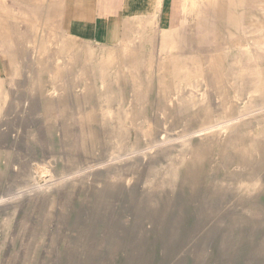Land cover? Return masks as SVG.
Instances as JSON below:
<instances>
[{
  "label": "rangeland",
  "instance_id": "obj_1",
  "mask_svg": "<svg viewBox=\"0 0 264 264\" xmlns=\"http://www.w3.org/2000/svg\"><path fill=\"white\" fill-rule=\"evenodd\" d=\"M255 3L248 12L238 2L246 37L235 38L225 31L237 26L221 31L213 18L194 26L201 7L192 2L174 34L183 58L160 48L161 34L140 56H114L120 40L103 33L94 52L53 42L50 64L12 66L0 111V264H264V103L234 111L239 67L228 53L248 45L240 57L264 66V0ZM124 26L126 40L139 27ZM217 79L226 88L215 95ZM178 93L210 103L166 116ZM213 108L220 116L208 120Z\"/></svg>",
  "mask_w": 264,
  "mask_h": 264
},
{
  "label": "bare ground",
  "instance_id": "obj_2",
  "mask_svg": "<svg viewBox=\"0 0 264 264\" xmlns=\"http://www.w3.org/2000/svg\"><path fill=\"white\" fill-rule=\"evenodd\" d=\"M66 1H68V0H52L51 1L52 10H50L48 13L47 24L52 27L53 40H56V35H57V38L59 39L58 45H61L64 42H68V43L71 42V44L75 45L74 42H76L77 44L81 43L83 45L82 48H86V49L92 48V51L95 50V47L92 45L94 40L88 39V38L87 39L81 38L77 33H72L68 29H66V31L64 32L65 27L62 26V22H63V12H65L64 6L66 4ZM194 1H195V5H196V1H198L199 5L201 7L199 10V13H198L199 16L196 19V21H194L195 22L194 26L203 25V24H205L206 21H211L210 18H213L215 20V22H217V25L219 26L221 31H223L222 28L224 29V27L226 28V26H228V25L229 26L230 25L237 26L235 30L227 29L228 31H225L227 35H229L231 37H235V38L246 37L244 34H241V32H239L238 28H240V25H242L243 20L236 13V9L238 6V2L240 1L241 5L247 6L248 12H253L256 9L255 0H221V2H218V0H214L213 2L209 1V3L207 2L208 0H174V2L172 4L173 5L172 9L170 11H164L163 10V6H165L164 0H159L156 11L150 15L129 16V17H126L124 19H122L121 17H115L114 18L115 27H114L113 31L111 33H109V36H110V38H114V40H116V41L120 40V43L113 47L114 48V52H113L114 56H116L120 53H124L125 55L129 56L130 58L140 56L142 54V52H144L143 51L144 50V40L150 39L151 41L155 42L157 40V36L159 34H161L163 36L164 40H163V43H161V44L159 43L161 45L160 48L170 50V51L174 52L173 53L174 55H176L180 58H183L185 56V49H184V47L180 46L181 47L180 50L178 52L176 51L177 45H175L173 42L174 38H175L174 34L176 32H178L180 30V28H182L185 24L188 23L187 21L185 23H183L181 15L183 12L186 16H189V9L191 7V3ZM111 4H112V7L114 9V12H116V9H118V7L121 4V0H111ZM130 4L132 5V3H130ZM137 4H138V2H137ZM134 5H135V3H134ZM131 8H133V7H131ZM139 10H137V11H139ZM143 10H144V8H143ZM129 11H130V9H129ZM165 16H168V17L165 18ZM130 21L136 22L139 27L136 30H133L132 31L133 32L132 37L130 39L126 40V39L122 38L123 36H125L126 31H127L124 24L126 25V23L130 22ZM22 22L27 23V21L21 20L18 16V13L16 11H14L13 9L6 10L4 12H0V42H9V41L16 42V41H18V37L22 35L20 33V26H21ZM5 23H7L6 26H8V28H6ZM147 26H150L153 28L151 33L145 32ZM103 27H104V25H103ZM143 28H144V37H141V35L143 33ZM61 30H63V31L61 32ZM56 32H57V34H56ZM235 32H237V33H235ZM38 34H39V32L38 33L36 32V35H38ZM66 35H68V37ZM205 38H206L205 36L198 37V41H199L198 43L203 44L206 40H208V38H206V39ZM36 40L37 39L35 38V35H33V37H31L30 40L29 39L27 40V44L25 45V47L23 49V53L25 56L28 57V55H29L34 43L36 42ZM39 40H40V38H39ZM196 42H197V40H196ZM248 48H249L248 45H240L239 47H237L235 45L234 49H232L230 46L229 50H228V53L232 57L237 58L235 61L236 62L235 64L239 67V70H237V72L239 73V76L236 77V80H235V83L238 86V90H239V92L237 93L238 99L235 102H232V105H233L235 112H238L239 110H243L241 107V103H243V106L246 110H250L252 108L258 107L259 105L264 103V69H263L264 66L259 64L258 61H256L255 56H252L253 59L249 60V61H245L242 57H240V55H242V49L248 50ZM6 55L8 57L12 56L9 52ZM27 59H28L27 64L30 65L31 60L29 58H27ZM169 60H170V58H163V60L161 61V64L165 65V64H167V62H169ZM144 62H145L144 60H141V63L143 65H144ZM249 64H255L258 67L252 68L249 66ZM150 68H152V67H150ZM147 70H149V69H147ZM135 71H136L137 75H139V76H141L143 74L142 68H137ZM152 71H154V68H153V70L150 69V72H148V76H147L150 81L152 80V77H153L152 75H150L152 73ZM217 71H218V69H217ZM219 71H222V69ZM228 71L234 72L236 70L234 68H229ZM1 72H2V70H0V111H1V105L3 102L2 101V89H3L2 83H3V80L1 79V77H2ZM93 72H95V69L93 70ZM200 72H205V70L200 69ZM188 73H189V71H188ZM28 76L29 75L25 74L24 77L21 78L22 81L19 83H16V85L18 86V88L22 92L28 88ZM248 78H249V81H247ZM197 88H199V87H197ZM212 88H214L216 90V93H215V95H216L218 91H221L222 89L226 88V86L224 85V83L220 79H217V80H214ZM20 90H18V91H20ZM247 90H249V93H251V95L244 99V96H245ZM30 94H31V92H30ZM204 95H206V94H204ZM188 96L189 97L187 99L183 98L181 96V93H178L177 95L173 96V98L170 99L168 102V108L163 109L166 112V116H169L172 113L181 112L182 111L181 109L184 108L185 105H188L190 103H194L193 105L194 106L196 105V107H201L202 105L207 106V104L210 103V101L207 98H205V99L200 98L201 100H199L197 97H194L195 95L193 97H190V95H188ZM213 97H215V96L213 95ZM10 98L12 99V103H14L16 101V99H18V92H15V89H14V91H12ZM199 101L201 102V104L199 103ZM52 102H55V99H53ZM215 112L217 113V115L220 116V113L218 112V110L213 108V110H211V111L208 110L207 119L210 120L212 118L213 114H216ZM26 113H27L28 121L33 122L34 117L31 115V111L26 110ZM119 119H120V116H119ZM15 127H18L17 124L12 122V124L10 125V128L14 129ZM70 128L72 129V132H75L77 130V127L74 125L71 126ZM225 135L223 132L221 137H224ZM0 137H1V133H0ZM197 155H198L197 156L198 159L200 157H202L201 152H198ZM55 162H57L56 159H55ZM53 169H55V168H53ZM50 180L53 181L54 177H52ZM48 182H46L45 184H47ZM57 184L58 183L53 182V183H50L47 187H49L48 189L51 190V188L54 189ZM130 185H132V183L129 180V186ZM40 189H41L40 187L36 188V189H32L29 191V194L40 193L41 192ZM7 200L8 199H4V198L1 199L0 200V207H4L6 205L5 203L7 202Z\"/></svg>",
  "mask_w": 264,
  "mask_h": 264
},
{
  "label": "crops",
  "instance_id": "obj_3",
  "mask_svg": "<svg viewBox=\"0 0 264 264\" xmlns=\"http://www.w3.org/2000/svg\"><path fill=\"white\" fill-rule=\"evenodd\" d=\"M51 1L52 0H44L42 3L38 2L34 4L32 0H0V12L13 9L18 13L21 20L27 21V23H21L20 33L22 35L18 37V41L0 42V70H2V80L8 79L7 75L9 74V71H11L12 66H14L13 70L15 71V69H17L16 65L21 64V59L23 60V63L25 60L27 63V58L32 61L31 51L35 48L40 50V58L38 61H30V63L33 64L36 62L37 64H50V62H52L46 60V57L50 53L51 46L54 45L53 42L55 43V46H59L57 44V42L59 43V39L56 35V40H53L52 27L47 24L48 13L52 10ZM158 1L159 0H121L120 6L116 9V12H114L111 0H68L65 4V8L67 9V29L72 33H77L81 38H88L94 41L100 40V36L103 33L109 34L113 31L115 27V17H121L124 19L129 16L150 15L156 11ZM173 2L174 0H164L165 6H163V10L170 11ZM130 3H132V5ZM129 9L132 11L130 12ZM184 15L185 14L182 12L181 16L183 17ZM32 16L34 18L33 20ZM167 17L168 16H165V18ZM6 24L7 23H5V26ZM6 28H8V26H6ZM62 31L63 30H61V32ZM65 31L66 28H64V32ZM36 32H39V34L36 35ZM33 35H35L37 40L28 57L23 56L22 53L27 44V40H30ZM66 36L68 37V35ZM60 46L62 47L63 43ZM7 51L12 55L11 57L6 55L8 53Z\"/></svg>",
  "mask_w": 264,
  "mask_h": 264
}]
</instances>
